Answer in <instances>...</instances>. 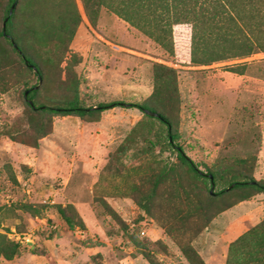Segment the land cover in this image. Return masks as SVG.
Masks as SVG:
<instances>
[{
	"label": "rangeland",
	"instance_id": "obj_1",
	"mask_svg": "<svg viewBox=\"0 0 264 264\" xmlns=\"http://www.w3.org/2000/svg\"><path fill=\"white\" fill-rule=\"evenodd\" d=\"M6 7L7 0H0V28ZM70 50L77 58L69 63L70 80L63 82L65 73L54 65L41 86L40 103L52 106L75 93L86 106L142 102L154 92V64L166 65L178 74L171 116L187 155L205 173L208 166L264 182V55L242 61L248 64L244 75L230 72L232 63L193 67L186 53L172 57L106 11L97 26L84 16ZM5 53L8 58L0 65V233L19 244V251L12 260L0 257V264H150L144 254L156 264H189L181 239L192 241L206 264H229L231 243L245 234L242 248L261 256L264 228L249 231L264 221V194L217 195V187L194 179L176 155L160 148L147 151L140 139L119 153L131 132L141 131L144 115L138 109L116 107L100 117L32 113L25 91L39 79L0 40V58ZM155 184L154 215L173 217L180 231L169 233L163 221L137 203L139 194ZM21 203L38 207L41 215L23 211ZM196 205L217 212L198 235L193 218L192 223L184 219L196 213ZM69 206L84 228L71 230L60 217L58 207ZM14 232L31 240L17 243ZM242 248H236L232 263L241 262Z\"/></svg>",
	"mask_w": 264,
	"mask_h": 264
},
{
	"label": "trees",
	"instance_id": "obj_2",
	"mask_svg": "<svg viewBox=\"0 0 264 264\" xmlns=\"http://www.w3.org/2000/svg\"><path fill=\"white\" fill-rule=\"evenodd\" d=\"M103 11L118 16L172 57L180 52L186 53L193 67L205 68L232 63L228 65L229 71L244 75L248 64L242 61L259 54L264 55V0H7L3 13V28H0V40H4L12 52L21 58L23 66L33 71L39 79V85L25 91L27 105L32 113L100 117L103 112L116 107L129 106L138 109L144 115V120L139 124L141 131L134 129L119 147V153H125L140 139L147 151L160 148L176 155L194 179L217 187V195L236 190H251L264 194V182L252 178L242 179L243 176L235 172H213L208 166H205V173L202 165L187 155L178 141L171 116L170 103L179 95L178 74L174 68L154 64V92L149 99L142 102L126 104L115 101L86 106L76 93L73 97L70 95L52 106L38 101L44 78L50 74L51 69H55L54 65L65 73L63 82L68 83L69 63H72L74 58L77 59L70 50L73 37L84 16L93 26H97ZM13 42L21 53L14 48ZM7 58L5 53L3 59L0 58V65ZM65 63L67 66L64 67ZM148 111L158 117L148 114ZM14 181L18 183L15 177ZM159 182L157 181V184ZM156 190L155 184L148 193H140L136 198L137 203L147 215L163 221L167 231L173 233L179 230L174 225L173 217L164 220L153 213ZM20 207L32 216L41 215V210L32 204L21 203ZM196 208L193 216L184 219L190 223L194 222L195 235H198L209 227L217 212L205 210L200 205H196ZM58 213L71 230L85 227L74 207H58ZM111 213L116 215L113 211ZM263 228L264 221L249 232ZM1 229L0 226V231L3 232ZM247 236L248 234H245L231 243L229 264H236L232 263L236 248L244 246ZM256 237L257 235H253L252 239ZM179 242L189 264H206L193 247L192 241L181 239ZM18 245L9 241L7 235L0 233V257L12 260L18 254ZM260 245L264 247L263 244ZM242 255L239 264H264V248L261 256L258 250L249 252L246 248H242ZM144 256L150 264H156L147 254Z\"/></svg>",
	"mask_w": 264,
	"mask_h": 264
},
{
	"label": "built area",
	"instance_id": "obj_3",
	"mask_svg": "<svg viewBox=\"0 0 264 264\" xmlns=\"http://www.w3.org/2000/svg\"><path fill=\"white\" fill-rule=\"evenodd\" d=\"M13 236L17 239V243H20V244H24L25 242H28L31 240L29 236L22 235L21 237L16 232H14Z\"/></svg>",
	"mask_w": 264,
	"mask_h": 264
},
{
	"label": "water",
	"instance_id": "obj_4",
	"mask_svg": "<svg viewBox=\"0 0 264 264\" xmlns=\"http://www.w3.org/2000/svg\"><path fill=\"white\" fill-rule=\"evenodd\" d=\"M13 7H14V6H13ZM13 7H12V9H13ZM12 9L10 10V14L12 13ZM13 46H14L15 49H17V50L21 53V51L18 49V46L16 45V43L13 42ZM41 82H42V80L40 81V84H41ZM26 95H27V93H26ZM148 114H150V115H152V116H156V117H158L157 114L152 113V112H149V111H148ZM210 178H211V180H213V177H212V176H210ZM212 187L214 188L215 186L213 185Z\"/></svg>",
	"mask_w": 264,
	"mask_h": 264
}]
</instances>
